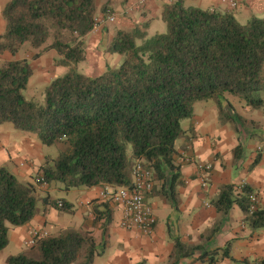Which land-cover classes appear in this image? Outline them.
<instances>
[{"label": "trees", "instance_id": "16d2710c", "mask_svg": "<svg viewBox=\"0 0 264 264\" xmlns=\"http://www.w3.org/2000/svg\"><path fill=\"white\" fill-rule=\"evenodd\" d=\"M98 3L9 0L5 4L0 34V125L31 134L44 146L65 145L55 159L47 157L39 167L36 179L46 185L59 183L65 192L131 187L133 167L140 164L153 173L150 193L154 181L159 182L155 193L165 198L174 213L180 168L173 160L175 144L183 135L180 123L192 117L194 104L214 101L219 115L239 128L245 121L226 95L253 110L264 106V17L240 24L230 13L185 7L183 0H172L161 14L163 32L148 36L144 25L116 31L105 52L122 58L119 66L87 76L78 67L86 59L85 40L97 19ZM107 9L106 3L100 13L106 14ZM24 44L34 51L29 59H3L5 54L14 57ZM50 50L57 55L55 65L66 72L49 82L41 100L29 98V62ZM233 152L234 160H239L240 146ZM38 186L21 183L0 167V252L8 245L11 228L35 218ZM252 195L247 184L240 188L228 184L211 205L222 215V223L231 208L238 206L245 224L256 231L264 228V210L257 203L252 205ZM50 204L59 211L69 210L64 201ZM111 214L108 202L95 207L101 245L89 231L64 229L29 247L37 249L38 259L20 253L8 257L6 264H92L103 253ZM220 225L213 226L210 236ZM197 250L202 248L175 239L170 263L177 264ZM222 257L238 263L227 250Z\"/></svg>", "mask_w": 264, "mask_h": 264}, {"label": "crops", "instance_id": "0c3cea01", "mask_svg": "<svg viewBox=\"0 0 264 264\" xmlns=\"http://www.w3.org/2000/svg\"><path fill=\"white\" fill-rule=\"evenodd\" d=\"M8 1L0 0V34L5 26L1 11ZM171 1L148 0L141 5L140 0H99L96 14L98 26L86 36V59L78 67L79 71L87 76H97L106 67L117 68L120 57L105 52L115 32L144 25L148 36L160 33L163 8ZM231 1H235V8L230 6ZM106 3L107 13L102 14L100 7ZM183 5L230 13L237 21L242 19L245 23L252 17H264V0H183ZM109 15L115 17L112 23L107 21ZM33 52L24 49L22 54L18 52L14 57L5 54L3 59H29ZM56 60L57 55L53 50L42 53L36 60H30L32 75L28 81L27 97L39 100L49 82L66 72L64 67L55 65ZM225 98L245 121L243 128L223 119L212 100L194 104L192 117L180 123L183 135L175 144L173 160L175 165L180 166L174 189L177 211L173 213L165 198L155 193L160 185L154 187L152 193L146 196L156 221L150 235H140L135 230L119 227L121 209L102 197L107 188H77L65 192L58 185H54L52 190V184H49L43 188L36 187L37 214L29 224L9 230L6 248L13 244L18 249L17 254L23 253V241L28 238L30 229L45 231L49 236H55L64 229L89 231L95 243L101 245V223H94V211L100 203L108 202L112 211L111 223L106 227L103 253L95 256L92 264H171L175 239L185 246L202 248L177 264L264 262V228L250 230L236 205L222 223V215L211 205V200L216 198L222 186L247 184L254 192L259 208L264 210V149L258 151V147L264 145V106L253 110L234 97L226 95ZM0 131L9 135L0 140V167H6L21 183H33L45 159L58 156L52 157L42 151V155L36 159L28 152L23 153L18 143L23 139L36 142L33 135L16 131L10 125H0ZM237 146H240L241 152L239 160L235 161L233 151ZM22 158L25 159L24 164ZM202 163L212 166L206 188L201 186L197 170ZM58 192H65L66 196L59 198ZM44 200L46 203H43ZM52 201H64L69 210L53 208L50 204ZM220 222L217 233L210 236V230ZM224 250L238 263L223 258ZM202 253L206 256H201ZM10 256L14 255H2L1 261L6 263Z\"/></svg>", "mask_w": 264, "mask_h": 264}, {"label": "built area", "instance_id": "2783aa9c", "mask_svg": "<svg viewBox=\"0 0 264 264\" xmlns=\"http://www.w3.org/2000/svg\"><path fill=\"white\" fill-rule=\"evenodd\" d=\"M148 0H140V4L143 5ZM230 6L235 8V1L230 2ZM115 17L109 15L107 21L112 23ZM98 26L97 19L95 20L93 30ZM262 147H258V151H262ZM212 169L211 164L202 163L197 166L199 173L200 184L203 188H206L209 179V173ZM34 183H37L39 187H44L45 182L43 179H35ZM131 187H122L111 190L105 189L102 197L108 202L118 206L121 209V218L119 227L123 230H135L138 234L148 236L152 233L155 225V217L153 215L151 206L146 201V196L150 194L153 189V173L149 170L142 168L140 164H136L132 170ZM243 184L239 185V188ZM250 201L253 206L257 203V198L251 196ZM252 206V207H253ZM61 207V203L58 204ZM48 233L45 231L30 229L28 231V238L23 241V245L26 247L34 246L37 241L46 238Z\"/></svg>", "mask_w": 264, "mask_h": 264}, {"label": "rangeland", "instance_id": "374dc122", "mask_svg": "<svg viewBox=\"0 0 264 264\" xmlns=\"http://www.w3.org/2000/svg\"><path fill=\"white\" fill-rule=\"evenodd\" d=\"M238 22L240 24H244L245 22L242 20V19H239ZM164 31V24L163 22L161 21V32ZM24 49H30V47L28 46V44H24L21 49L19 50V54H22L23 50ZM31 50V49H30ZM122 58L119 59V61L121 62ZM80 67V66H79ZM37 93H39L40 91L36 90ZM36 96H38L36 94ZM42 96V95H41ZM42 97H40L39 100H41ZM37 100V99H36ZM9 135L8 134H5L4 131H0V140L2 139H6ZM18 143H19V146L22 148L23 150V153L25 152H28L30 153L33 157H35L36 159H38L41 155H42V151L45 152L47 155H50L52 157H56L59 153V151H61L65 145H63L62 143H57L56 146L53 145V146H44L42 145L38 140L35 141H30L28 139H23V140H18ZM22 153V155H23ZM131 153H132V150H131V147L129 145L126 146V155L127 157H130L131 156ZM24 164L25 162V159L22 158L21 159ZM11 173V171H10ZM51 189L53 190L54 188V185H58L60 188H62V186L59 184V183H51ZM158 185H160L159 182L157 181H154V187H158ZM55 193V192H54ZM53 194V193H52ZM58 196L59 198H64L66 196V193L65 192H58ZM70 201H72V199L69 198ZM37 204H38V200H37ZM153 215H154V212H153ZM22 252L23 254H26L34 259H38L39 255H38V251L37 249H30L29 247H26V246H22ZM17 247H15L13 244H9V246L4 250V251H1L0 252V264H6V263H3V261H1V256L4 255H15L17 254L18 251Z\"/></svg>", "mask_w": 264, "mask_h": 264}]
</instances>
